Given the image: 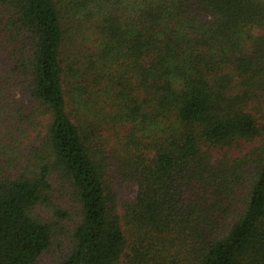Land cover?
Masks as SVG:
<instances>
[{"label":"trees","instance_id":"1","mask_svg":"<svg viewBox=\"0 0 264 264\" xmlns=\"http://www.w3.org/2000/svg\"><path fill=\"white\" fill-rule=\"evenodd\" d=\"M263 108L264 0H0V264H264Z\"/></svg>","mask_w":264,"mask_h":264},{"label":"rangeland","instance_id":"2","mask_svg":"<svg viewBox=\"0 0 264 264\" xmlns=\"http://www.w3.org/2000/svg\"><path fill=\"white\" fill-rule=\"evenodd\" d=\"M115 191L118 197L119 206H121L122 203L136 198L137 186L130 182L117 180ZM70 232L71 223L69 221L61 222L59 226L56 227L55 240L52 249L41 264H53L67 254L71 246Z\"/></svg>","mask_w":264,"mask_h":264}]
</instances>
